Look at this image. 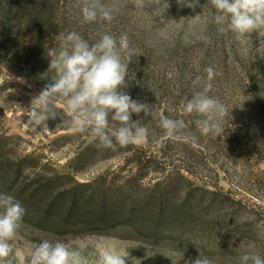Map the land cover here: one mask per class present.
Instances as JSON below:
<instances>
[{
  "label": "rangeland",
  "instance_id": "rangeland-1",
  "mask_svg": "<svg viewBox=\"0 0 264 264\" xmlns=\"http://www.w3.org/2000/svg\"><path fill=\"white\" fill-rule=\"evenodd\" d=\"M101 2L115 9L114 18L111 22L97 23L135 34L139 31L160 44H167L170 37L178 39V46L188 54V60L195 59L200 55L199 48L205 50L210 44L209 37L202 34L203 20L194 19L200 11L197 6H188L194 0ZM210 25L214 38H225V48L231 54L229 68L230 65L233 68L231 84L222 82L220 89L221 78L217 76L213 80L218 81L217 87L209 93L230 111L221 125L224 131L219 136L199 131L196 121L201 118L194 113L184 114L186 97L175 92L167 94V81L173 84L167 56L149 52L140 63L153 70L151 74L157 84L150 82L151 78L149 83L143 78H129L122 90L133 100L152 105L161 117L184 120L186 128L179 140L168 144L165 140L157 145L154 141L162 136L158 119L144 113L133 114V121L148 126V138L138 146L129 145L116 151L104 152L93 145L87 153V147L96 138L89 133L57 128L60 117L48 120L47 127L33 130L27 123L32 98L51 83L54 72L28 74L24 62H14L5 51L0 52V80H5L0 84V155L5 161L2 170L7 175L17 173L16 182L8 191L10 195L26 191L23 198L27 194L39 198L41 188L47 184L41 206L51 203L56 194L67 192L61 211H57V204L47 213L39 206L30 205L26 209L15 242L18 251L27 254L30 243L47 238L74 245L86 243L83 254L88 264H95L97 247L105 245L115 246L122 254L127 252L125 264H193L199 255L209 257L215 264H239L240 256L249 251L264 256V123L257 119L245 83L233 84L238 79L234 74L259 73L264 68V30L237 39L231 32L218 34L216 26ZM21 41L24 59L30 43ZM223 57L219 56L218 61ZM194 64L197 70L200 64ZM57 107L63 115L66 106L58 102ZM186 168L192 171L189 178L196 186L216 190L231 201L210 206L204 201L200 204L192 201L189 216L182 215L179 221L175 219L159 232L141 221L134 228L117 226L118 217L96 223L95 208L90 203L85 208L79 197L71 217L66 219L64 206L69 205L71 191L78 185H88L83 188L86 196L94 190L107 199L119 196L142 199L167 188L169 171L182 173ZM6 189L8 186L4 185L0 193ZM182 199V188L177 187L171 206L177 207ZM25 262L30 264L29 258Z\"/></svg>",
  "mask_w": 264,
  "mask_h": 264
},
{
  "label": "clouds",
  "instance_id": "clouds-1",
  "mask_svg": "<svg viewBox=\"0 0 264 264\" xmlns=\"http://www.w3.org/2000/svg\"><path fill=\"white\" fill-rule=\"evenodd\" d=\"M194 0L189 7H195ZM209 4L211 7H209ZM203 14L216 26L218 34L231 32L237 39L253 31L264 30V0H208L203 5ZM114 8L103 4L101 0H82L80 12L84 23L98 21L111 22ZM201 15L194 19L199 20ZM99 39L89 43L78 32L67 34L59 32L55 37L59 47H49V69L55 72L51 83L32 98L28 111V124L47 127V121L60 117L57 128L64 127L78 133H89L98 141L97 147L116 151L129 145H140L149 135L147 127L139 120L133 121L132 115L144 113L158 119L162 136L154 143L162 145L165 140H179L184 134L186 124L182 119L161 117L152 105L133 100L122 89L126 87L128 66L132 50L125 36L109 34L100 28ZM128 61V62H126ZM48 69V70H49ZM206 77H197L192 81L194 89L191 99L184 105V114H196L199 131L219 136L224 129L222 122L230 116V111L218 98L209 93L212 81L218 75L213 67L205 69ZM5 80H0L3 84ZM66 106L63 115L57 104ZM193 137V141H195ZM26 209L13 195L0 193V264H88L83 254L87 244H69L62 240L42 239L29 244L27 254L15 248V242L23 227ZM95 264H125L127 252L123 254L115 246L97 247ZM193 264H215L207 256L199 255ZM239 264H264V256L249 251L239 258Z\"/></svg>",
  "mask_w": 264,
  "mask_h": 264
},
{
  "label": "trees",
  "instance_id": "trees-1",
  "mask_svg": "<svg viewBox=\"0 0 264 264\" xmlns=\"http://www.w3.org/2000/svg\"><path fill=\"white\" fill-rule=\"evenodd\" d=\"M207 2L208 0H199V3L195 4V6H197L200 11V19L203 20V25L201 26L202 34L204 37H209L211 41L205 50H200L201 48H199L200 55L197 54L198 56L193 60H188V54L186 55L180 50L178 39L170 37L167 44H160L155 40H149V37L143 35L139 31L135 34L124 28L117 30L115 26H108V24H104V22L101 24L84 23L80 12L82 0H0V52L5 51V54L14 62H24L28 74L33 75L37 73V71H40V73L42 71L53 73L54 71L49 69L50 58L46 53L49 47H59V41L55 39V37L59 35V32L67 34L68 32L76 31L91 44L99 39L97 32L100 28H103L105 32L115 35L117 38H119V35L125 36L129 41V47L133 54L129 62L126 81H128L129 78L137 77V79L143 78L146 80V83H149L148 79L151 78L150 82L157 84V81L154 80L151 74L153 70L146 65L142 66L140 60L149 52L161 56L166 55L167 64L170 65L168 71L171 73L170 75L172 76H170V78L173 81V84L167 81V94L175 92L185 96L186 101V99H191L194 91L200 90L198 88H193L192 81L197 77H206L205 69L209 66L213 67L218 73V79L221 78L219 83L220 89V84L222 82L225 85L231 84V78L229 77L233 73V68L232 65H230L229 68L228 63L231 54L225 48L223 42L225 38L222 36L214 38L215 35L212 34L210 28L211 23L207 19V13L203 14V5ZM209 7H211L210 4ZM21 39L30 43L29 52H27L26 55L24 54V59L21 55L23 51L21 48ZM221 55L224 57L222 61H218ZM194 63L200 64L197 70H195L196 65ZM150 75L151 77H149ZM234 75L238 77V79H236V83L234 82L233 84L239 85L245 83L249 89L250 103L254 107V110L257 111V119L264 123V68H262L259 73L246 71ZM176 78L178 79L175 80ZM232 80L234 81V79ZM37 83L39 82H35V84ZM216 83H218V81H212L213 87L211 92L213 90L215 91L217 87ZM143 86L146 87V85ZM173 141L174 140H167L166 142L168 144ZM97 143V140L93 141L90 146L87 147L89 148L87 153L89 151L91 152L93 145H95L96 149H99ZM99 150L103 149L100 148ZM103 151H110V149H104ZM1 157L0 155V188L7 185L8 189L2 191V193L10 194L11 191L8 190L10 188L12 189L11 185L15 184L17 173L14 172L13 175L10 173L7 175L6 171L2 170L4 169L5 161ZM183 171L182 173L180 170H176L175 172L173 170L169 171L167 175V188H165L164 191L147 194L142 199H131L126 196H119L115 200L107 199L103 194H100L99 191L94 190L89 191L86 196L83 188L88 185H78L71 191L72 199L68 203L69 205L64 206L66 210V219L71 217V212L77 206L78 199L80 198L85 208H87L89 203L95 208L94 216L96 218V223L99 221L104 222L108 218L118 217L115 220L117 226L134 228L136 222L141 221L149 223V226H151L154 232H159L166 228V224L169 226L175 219L179 221L182 215L189 216L192 201H197L198 204L204 201L209 206L231 201L226 195L218 193L216 190L204 186H196L189 178L193 175L192 171L188 168L183 169ZM13 176L14 178H12ZM175 178L178 179L175 180ZM177 187L182 188L183 199L181 203L175 207L171 206V200L174 193L177 191ZM47 191L48 185L46 184L41 188V195L39 198H34L36 194H27L26 197L23 198L26 191H21L18 194L15 193L13 196L16 200L20 201L25 209H28L30 205L35 207L39 206L47 213L57 204V211H61L63 209V200L67 192L56 194L51 203L41 206L43 200L40 199L44 197ZM234 201L235 200L232 202ZM90 215L93 217V214Z\"/></svg>",
  "mask_w": 264,
  "mask_h": 264
}]
</instances>
